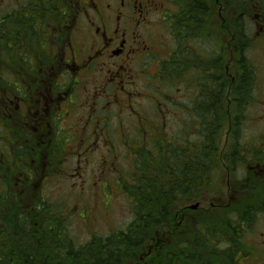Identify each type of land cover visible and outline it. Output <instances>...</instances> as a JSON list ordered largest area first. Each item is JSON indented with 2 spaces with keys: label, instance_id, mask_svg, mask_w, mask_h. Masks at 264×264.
Returning a JSON list of instances; mask_svg holds the SVG:
<instances>
[{
  "label": "flooded vegetation",
  "instance_id": "flooded-vegetation-1",
  "mask_svg": "<svg viewBox=\"0 0 264 264\" xmlns=\"http://www.w3.org/2000/svg\"><path fill=\"white\" fill-rule=\"evenodd\" d=\"M180 1L0 0V143L5 145L2 160L6 164L4 166L0 161V166L6 168L7 177L0 176L1 227L6 221L7 207L11 211L17 204L25 214L30 215L29 208L34 212L39 210V198L28 205H22L20 198L22 192L36 184V176L40 173L39 158L43 159V179L48 181L51 176L49 164L46 167L44 158L48 156V141L53 140V135L61 133L63 146L76 142L79 137L88 138L93 135L89 130L93 122H98L101 127L109 120L111 107L119 104L123 98L127 99L126 102L132 101V91L141 69L138 61L149 57L151 63L157 60L162 67L152 74L157 75L162 70L169 84L175 73V68L172 70L174 65L182 59L183 68L178 78L185 84L183 94L185 98L188 97V104L184 107H194L193 112L189 113L190 125H205V112L211 105L205 103L206 89L199 80L204 69L201 67L200 53L190 45L191 37L187 38L188 42L179 44L177 51L171 47L169 39L164 43L162 38L145 34L154 14L162 15L163 24L172 27V30L182 23V15L186 12L180 10ZM255 1L252 8L257 12L254 19L256 34L263 41L264 0ZM209 11L207 6L206 24ZM242 14L246 17L247 11ZM178 33L183 38L182 32ZM172 35L176 41L179 40L176 31ZM162 52L164 56L159 58ZM42 54L46 59L44 62L41 60ZM190 54H194V57L190 58ZM196 57L198 61L193 62L192 59L196 60ZM232 58L235 59V68L236 58ZM215 61L211 66L213 70L218 68ZM229 69L227 64V82L234 83L239 72L234 75ZM191 71L195 78L193 75L187 77ZM213 74L216 107L220 106V75L218 71ZM83 88L87 99L82 106L86 118L78 121L76 126L69 120L76 119L73 110L79 108L77 95ZM229 88L231 93L236 87L232 88L230 84ZM190 92L195 95L192 99ZM230 103L227 105L230 106ZM246 103L252 108L259 106L254 117L257 123H263L264 101ZM159 111L163 117L171 112L166 113L164 109ZM247 115L249 113L242 112L243 117ZM95 132L101 136L100 132ZM238 144L239 147L234 150L235 156L233 151L221 155L224 159L235 157V170L240 168L239 177H236L238 181L228 183L226 199L214 201L217 205L220 202L217 207L221 209L213 211L210 216L209 210L203 209L202 204L197 202L192 207L195 211L193 214L202 213L209 217L193 219L197 233L182 231L175 235L188 220L187 213L181 212L179 227L169 213L163 220L161 228L165 229L162 236L159 233L149 236L150 233L146 232V237L127 242L137 244L126 251L131 253L122 257V264L130 260L135 264H264V130L243 142V145L240 140ZM66 147L68 149L64 151L71 155L73 146L68 144ZM11 148L15 149V155H12ZM62 161L52 160L53 172ZM224 165L230 171L231 167L228 168L226 161ZM17 171L21 175L15 186L8 177L16 176ZM212 186L209 184L208 188ZM208 188L204 191H212ZM195 191L202 190L196 186ZM221 218L223 220L219 224L217 220ZM0 232L2 239L9 235L6 226Z\"/></svg>",
  "mask_w": 264,
  "mask_h": 264
},
{
  "label": "rangeland",
  "instance_id": "rangeland-1",
  "mask_svg": "<svg viewBox=\"0 0 264 264\" xmlns=\"http://www.w3.org/2000/svg\"><path fill=\"white\" fill-rule=\"evenodd\" d=\"M181 1L183 2L184 0ZM202 1L206 2L210 9L206 24L207 32L204 29L199 30V34L194 36L196 38H194V40L190 39V45L196 48L201 56L206 59L212 56L214 57L215 55L217 58H221L223 60V67L225 68L226 65L229 64L230 72L236 75L237 71L234 69L235 59L232 57H235L234 52L236 47H234V44H236L237 40L234 34L239 26L236 27L235 22L236 20L239 22L243 21V23L246 24L245 34L247 37L249 35L254 38L257 36V29L254 22L257 12L251 8V10H253L252 15L244 20L245 15L242 14L243 11L239 7L240 4L234 3V6H229L230 0ZM249 1L253 3V0ZM167 5H169V3ZM252 5L253 4H251V7ZM172 9L174 8L172 7ZM162 18V15L154 14L152 17L153 22L150 28L145 29V34H153L157 38H162L164 43L165 40L167 41V39H169L171 47L177 50L179 44L172 35V27L164 25ZM240 31L239 28V32ZM248 46L247 57L250 58L254 65L256 81L253 86L254 93L250 94L251 97L247 100L250 102L252 100H259V102H261L262 100L264 101V40L261 41L260 39V41ZM197 51L190 52L197 53ZM191 55L194 56V54H190V58ZM163 56L164 52L158 55L159 58ZM150 59L149 57L143 61H138V65L141 69H139V80L137 85L132 91L134 94L132 101L126 102L127 99L123 98L119 101V104L111 107V116L107 123L102 124L101 127L98 122L96 124L93 122L89 129L93 135H89V139L79 137L75 140L76 142L67 143V145L70 144V146H73V149H71V155H65V159L60 166L65 172L69 173L68 177L62 175L61 173L63 172L57 170V168L55 172L51 169L52 160H55L53 152L59 150L60 145L62 146L61 138L63 136L61 133L58 135L55 134L53 135V137L55 136L53 140L48 141V156L44 158L46 167L49 164L48 171H51V176H49L48 181L43 179V159L39 158L40 173L36 176V184L21 193L20 200L22 205L31 204L35 198L43 199L44 197H49L51 202L59 199L64 206L70 207L72 214L69 213L71 220L68 228L71 231L72 238L78 245L91 241L94 239V236L104 238L105 236L111 235L112 232L117 231V229H127L128 224L134 221V213L132 212L134 202L132 199H129V196L126 197L128 193L122 191L124 188L123 184L125 186L127 184L130 186L132 185L130 183L132 182L131 177L133 175H130V173L134 170L133 165L138 161L141 155L144 156L145 154L146 164L151 166V170L155 168L152 165L151 157L153 156V150L158 146L157 141L161 140V138L163 139L164 136L169 138V142H171L169 146L171 147V145H174L177 152L180 151L182 154L185 153L186 155L179 160L175 158V156L178 157L179 153L173 151L172 148L171 150L167 149V153L171 154L172 158L168 159V154L163 152L165 156H161L160 162L157 163L159 166L162 162L166 161L169 163H176L178 168H184V159L186 157H192V155L195 156V149H198L203 156H206L208 153L206 151L207 143L204 142L206 138L202 131L203 129H196L195 125L193 127L190 125L192 123L189 113L193 112L194 107L187 106L188 109L184 107L188 104V97L185 98V94H183V92L186 91L184 87L185 84L181 83L179 78H176L175 81L171 80L168 84V80L162 78V76H164L162 70L159 74L153 76L152 73L157 72L162 66L161 63L159 64L155 59L153 63H151ZM192 60L193 62H197L198 58L196 57V60ZM192 75L193 78H195V74L192 71L187 74V77L191 78ZM90 87H93V85H90ZM181 89H183V91H181ZM189 95L191 99L195 96L194 92H190ZM77 100L79 108L73 110L76 119L69 120L73 124L86 118L82 107L87 101L85 88L78 93ZM160 101L163 102L164 105H160ZM225 108L227 110L228 105H226ZM232 108L230 105V110L227 113L224 111V114L227 115L226 121L223 126L218 127L221 131V136L216 138L217 150L215 151V155H213L214 159L211 164H213V166H219V171L217 174L215 172L211 174V171H209L210 169H208V156L203 157L204 165H198L197 168V170L201 169L206 171V175L200 178L197 182V186L200 185L199 187H205L211 184L214 186L208 189H212V191H204L206 190L205 188L201 189L203 191L197 192L196 196H192V198L187 197L189 198H186L187 200L182 199L183 201L171 208V211H169L171 212L170 217L176 226L179 227L180 225L179 220L182 218L180 216L181 212L187 213L186 218L188 219L179 227L180 230H177V233L175 232L174 235L181 234L182 231L186 233H197V229L194 231L195 222L193 219H197L199 216H208L202 215V213L193 214L195 211H193L192 207L195 206L197 202L202 204L203 209L209 210L210 216L213 211L221 209L217 207L220 202L217 205L214 201L226 199L227 192L229 191L228 183L231 184L238 181L236 177H239L238 171L240 169L235 170L237 163L232 160L234 158L230 160L221 158L222 153L225 154L234 151L235 148L239 147V140L242 141L243 145V142L253 139L256 134H260L261 131L264 130V122L257 123L255 121L254 116L259 106H254V108L251 107L244 111V113H249V115L238 122L235 131L229 133L228 124L230 122ZM159 109H164L166 113L171 111L168 113L169 117H163L162 112L157 113ZM260 111L261 110H259V112ZM193 117L194 114L192 115V118ZM80 124L83 125L82 123ZM77 125L78 124H76V126ZM155 125L160 126L157 128ZM96 130L101 133V136L96 134ZM86 139L88 140L86 141ZM14 144L17 143L15 142ZM67 145L63 146L66 150L68 149V147H66ZM144 145L146 149L143 152L144 149L141 148H143ZM4 146V144L0 143V161L2 165L6 166L2 160ZM12 150V155H15V149ZM140 150L141 155L138 153ZM225 161L228 165L231 164L230 171L226 169L227 166L224 165ZM5 170L6 168L0 166V176L3 175V177L7 178ZM16 174V176L13 175L10 178L8 177L11 184L15 186L21 173L17 171ZM127 176H129V180L126 179L125 183V180L120 177ZM43 182H45V184ZM46 182L49 183L46 184ZM108 185H110V189L107 188ZM11 206L12 204L10 207ZM14 207L23 212V209L18 207L17 204ZM8 209L9 207H7V212ZM82 209L84 211H82ZM85 210L89 212L87 217L84 216ZM79 214H81V216H79ZM33 220L35 224H38L39 218H37V215H35ZM178 223L179 225H177ZM164 229L165 228H160L159 226L157 229L152 230L149 236H155L158 233L162 236L161 234L164 232ZM123 264L135 263L130 260L125 261Z\"/></svg>",
  "mask_w": 264,
  "mask_h": 264
},
{
  "label": "trees",
  "instance_id": "trees-1",
  "mask_svg": "<svg viewBox=\"0 0 264 264\" xmlns=\"http://www.w3.org/2000/svg\"><path fill=\"white\" fill-rule=\"evenodd\" d=\"M254 1L255 0H253V3ZM180 2V10L186 13L182 15V23H178L173 27V31H176L179 37V40H177L178 44L187 41V38L190 37V39L194 40V38H196L194 36L199 34V30L201 29L207 32V25L205 22L207 18L206 2L202 0H184ZM234 3L240 4L239 7L242 11H247L244 20L252 15V3H250L249 0H243V3L242 0H230L229 6H234ZM235 24L236 27L239 26L234 34L236 37L235 39H237L236 44H234V47H236L234 52L236 67L234 69L239 72L236 82H227V70L223 67V60L221 58L212 56L206 59L200 56L202 60L201 67L202 70L204 69V72L202 78L199 80H201L206 89L205 103L211 106H208L205 112V116L207 117L203 119L206 121L205 125L200 127L196 126L195 128L203 129L202 131L206 138V141H203L207 143L206 151L208 153L206 156H208V169H210L209 171H211V174H214L212 172L217 174L220 169L219 166H213L211 162L213 163V155H215V151L217 150L216 138L221 136V131L218 127L224 125L227 118L224 111L227 113L230 109V106H228L226 110L225 106L231 101L230 105L231 108H233L231 109V118L228 126L229 133H232L237 129L238 120L243 117L242 112L251 107L246 102H250L247 99L251 97L250 94L254 93L253 86L256 81L254 65L250 58L247 57V51L249 48L248 45H252L259 41L260 37L258 38L255 36L253 38L249 35L247 37L245 34L246 24H244L243 21L239 22L236 20ZM239 28L241 30L240 32ZM180 31L184 39L179 36L180 34L178 32ZM179 55L180 52L176 55L177 59ZM191 57L194 56L191 55ZM214 59H216V61ZM41 60L42 62L46 60L43 54ZM181 60L182 59H179V63H176L172 69L174 70L175 68L172 81H175L176 78L178 79L179 71L183 68ZM214 61L218 65V68L216 67L215 70L211 67ZM215 71H218L220 75L218 78L220 88L218 93L220 101L218 103L220 106L216 107L214 106V104L217 103L214 94L215 82L212 77ZM162 78L164 77L162 76ZM230 84H232V88L236 87L234 90H231V93H229ZM242 102H244V104H242ZM159 104L164 105L161 101ZM216 108L218 109L215 110ZM158 112L160 111L158 110L157 113ZM197 117L200 118L199 113H197ZM169 141V138L165 136L163 139L161 138V140L157 141L158 146L153 150V156L151 157L152 165L155 167L153 170L150 169L151 166L146 164L145 154L144 156L141 155V150L138 152L141 156L138 161L134 163V170L130 173V175H133L131 177L132 182L130 183L132 185L130 186L127 184V187V185L125 186L123 184L124 188L122 190L125 191L124 193H128L126 197L129 196V199H132L134 202L132 209L134 221L128 224L127 229L114 230L115 232H112L111 235L105 236L104 238L94 236V239L91 241L78 245L72 238L71 231L68 228L71 220L69 213L72 214L71 208L64 206L59 199L51 202L49 197H44L43 199H39L37 204L39 205V210L34 212L32 208L28 209L31 215L29 213L25 214L24 212H20L19 209L15 208L11 211L8 210L5 218L6 221L3 223L2 227L0 226V229L6 226L7 231H9L7 238L3 239L1 238L0 232V264H122V257L131 253V251L126 253V251H129L130 248H135L137 244L132 242L127 244V242L140 240V238L146 237V232L151 233L152 230L157 229L159 226L160 228L163 227V220L171 213L169 212L171 208L183 201L182 199L185 200L187 197L192 198V196H196L197 192L195 191V187L198 184L197 182L203 175H206L205 170H197L198 165L204 162L203 157H206L201 155L198 149L194 150V153H196L195 156L192 155V157H186L184 159V168H178L176 163L174 164L166 161L162 162L159 166L157 163L160 162L161 156H165L164 153H167V149L171 150L172 148L173 151L179 153L178 157L175 156V158L179 160L186 155L185 153L182 154L180 151L177 152L174 145L170 147L169 145L171 142ZM59 147V150H56L57 154L53 152V155L55 160L57 159L60 163L65 159L64 157L67 151H64L65 148L63 145ZM141 149H144V152L146 149L145 145ZM233 152L235 156V151ZM167 154L168 159H171L172 155L169 153ZM231 158H234L232 160L235 161V157ZM230 167L231 164L228 168L230 169ZM57 170L62 171L64 174H61L68 177L69 173L65 172L60 167V164ZM128 177L129 176L120 178L125 180L126 183ZM199 186L200 185H198V187ZM208 186L200 187V190L208 188ZM107 188L110 189V185H108ZM82 211L84 210L82 209ZM88 213V210H85L84 216L87 217ZM35 215L39 218L38 224H35L33 220ZM79 216H81V214H79ZM221 220L223 219L217 220L219 224H221ZM122 250H124V252Z\"/></svg>",
  "mask_w": 264,
  "mask_h": 264
}]
</instances>
